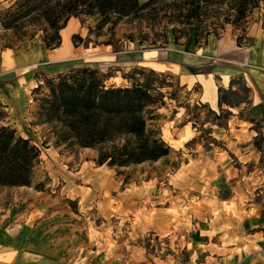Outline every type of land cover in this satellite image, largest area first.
<instances>
[{
  "label": "rangeland",
  "instance_id": "rangeland-1",
  "mask_svg": "<svg viewBox=\"0 0 264 264\" xmlns=\"http://www.w3.org/2000/svg\"><path fill=\"white\" fill-rule=\"evenodd\" d=\"M27 1L0 0V56L11 52L28 61L36 59L46 49L44 41L54 34L41 14L21 16ZM216 11L214 8L204 24L196 27L169 24L162 19V13L159 24L122 22L116 35L107 27L100 38L90 34V28L97 31L95 20L84 17L82 25L89 31L76 36L85 45L73 36L74 46L96 48L113 40L115 55L108 56L101 47L103 50L94 55L72 56L59 68L95 65L107 87L151 84L156 98L161 100L151 128L160 130L172 149L169 157L157 163L123 170L100 168L93 162V150H76L72 154L44 146L48 139L46 127L34 125L39 104L35 103V107L33 98L41 99L49 93L46 84L34 96L30 83L25 93L17 79L3 82L0 76V123L13 124L19 135L32 139L41 150V164L35 169L31 187L2 192L0 204L7 207L15 200L23 202L26 192L56 205L65 200L70 216L78 214L75 218L83 230L88 226L95 251L101 252L98 246L104 249L100 245L103 241L109 244L107 248L113 246L112 254L106 257L109 264H126L130 257L132 262L128 264H134L141 255L142 264H264V139L261 125L249 113L247 73H239L247 67L238 70L231 58H216L220 71L226 72L224 79L213 77L220 104L217 109L202 101L209 85L206 72L204 78L195 74L180 77L178 73L151 69L164 66L162 52L176 41L170 35L164 46L160 36L172 29L181 39L179 47L193 40L191 50L206 45V40L214 36H207L209 31L216 32L217 38L226 34L229 40L234 37L240 45L251 43L254 33H259L264 46V1L240 29L224 22L225 12L215 14ZM130 35L135 42L127 38ZM198 37L200 47L196 44ZM156 50L158 53L149 58L141 57L143 51ZM48 67L37 64L30 68V77L43 81L57 78L41 72ZM223 80L230 82L223 86ZM22 83L25 85V80ZM7 101L13 108L6 105ZM29 102L30 108L25 106ZM249 130H254L257 137H252L254 133ZM67 196L70 199H64ZM218 200L226 201V207L218 208Z\"/></svg>",
  "mask_w": 264,
  "mask_h": 264
},
{
  "label": "trees",
  "instance_id": "trees-1",
  "mask_svg": "<svg viewBox=\"0 0 264 264\" xmlns=\"http://www.w3.org/2000/svg\"><path fill=\"white\" fill-rule=\"evenodd\" d=\"M226 1L229 2L228 9L224 10ZM262 1L28 0L21 16L39 13L46 19L54 34L44 43L47 49L54 50L62 46L61 32L72 18L80 19L82 24L86 21L84 17L95 20L97 31L90 28V34L100 38L101 31L107 27L112 35H116L122 22L159 24L165 19L172 25L196 27L204 24L205 18L216 8L215 14L225 12L222 15L226 16V24L240 29ZM214 25L222 27V24ZM170 35L179 44V34L172 29L160 36L164 46L168 45ZM206 35L217 34L209 31ZM75 38L85 45L81 38ZM127 38L135 42L131 35ZM112 41L106 45L113 46ZM145 41L140 40V46ZM196 44L200 47L199 37ZM105 81L98 69L85 65L73 67L57 78H47L43 82L49 93L41 99L35 98L39 108L34 124L46 127L45 138L48 139L43 145L61 150V153L93 150L99 167L119 170L157 163L169 157L171 147L163 140L160 130L151 128L156 117L154 111L161 102L151 84L107 87ZM44 85L36 89L35 96ZM220 103H224L222 99ZM40 164L41 150L33 140L19 135L12 126L0 123V188L31 187L35 169Z\"/></svg>",
  "mask_w": 264,
  "mask_h": 264
},
{
  "label": "crops",
  "instance_id": "crops-1",
  "mask_svg": "<svg viewBox=\"0 0 264 264\" xmlns=\"http://www.w3.org/2000/svg\"><path fill=\"white\" fill-rule=\"evenodd\" d=\"M139 1L145 3L148 0ZM70 26L72 27L70 28ZM87 31L89 29L82 25L80 19L72 18L61 32L62 37L65 35L66 43L62 44L60 48L47 50L45 46L46 49L42 54L36 59L31 58L29 61L21 55L14 56L11 52H3L0 56V76L4 79L3 82L17 79L16 83L18 86L21 84L24 89L30 83V93L34 94L36 89L44 84L43 79H34V76L30 77V68L37 64L50 65L47 68L48 70H41V72L46 73L47 77H58L74 67L68 66L65 69H59L65 62L71 60L72 58L70 57L72 56L85 55V53L94 55L103 50L101 47H104L105 51L109 53L108 56L113 57L115 55L113 54L112 46L109 45H101L96 48L75 47L72 41L73 36L83 35ZM260 36L261 34L254 33V36H252L253 41L245 45L237 44L234 37L229 40L227 34L219 38L211 36L204 47L194 50L190 48L193 43L191 39L188 40L187 45L183 44L181 47L178 46L179 44L174 43L175 45H171L170 43L169 47L162 52L161 58L166 61L163 63L164 66L151 69L162 73H178L180 77H192V74H195L204 78L207 73L209 77L206 79L209 81L208 91L204 90L202 101L212 109H217L220 104L217 86L213 77L219 75L224 79L223 73L226 72L220 71L221 69L218 68L220 67L219 64L215 62L216 58L220 57L223 60L231 58L232 61H235V65L239 67L237 68L238 70L244 66L247 67L244 70H240L239 73H247L248 87L251 91L249 113L256 120L255 122L261 125L264 139V46ZM157 53L158 50L143 51L141 57L146 59L151 57L150 54L155 55ZM133 54L135 57L137 56L136 53ZM89 66L98 69L95 65ZM23 80L26 82L25 85L22 83ZM229 82L227 83L229 84ZM227 83L225 80L222 81L223 86H227ZM26 91L25 89V93ZM33 101L34 106L37 107L34 98ZM9 103L7 101L6 105H10L13 108L12 104ZM30 104L29 102L25 106L30 108ZM17 111L18 109L15 108V117L18 116ZM9 126H12L18 132L17 127L13 124ZM37 127L43 128L44 126ZM249 133H254L252 137H257L258 135L254 130H249ZM21 136L27 138L24 135ZM263 151L259 153L262 154ZM93 162L95 163V161ZM24 188L27 187L0 188V194ZM22 199L24 200L23 202L15 200L7 207H3L4 205L0 204V264H109V260L106 257L108 258L112 254L113 246L107 248L109 244L103 241L100 245L104 249L100 250L98 246V251L101 252L95 251V243L89 236L88 226L83 230L80 226L81 224L75 218L78 217V214L74 213L70 216L67 203L64 202L65 200L56 205L40 196L37 197L34 194L30 196L28 192L25 193ZM64 199L70 198L67 196ZM215 205L218 208H225L227 202L218 200ZM77 231L78 234L85 233V235L80 237ZM138 253L141 255L139 249ZM125 256L127 258V253ZM125 262L131 263V257ZM142 262L143 255L134 264H142Z\"/></svg>",
  "mask_w": 264,
  "mask_h": 264
},
{
  "label": "bare ground",
  "instance_id": "bare-ground-1",
  "mask_svg": "<svg viewBox=\"0 0 264 264\" xmlns=\"http://www.w3.org/2000/svg\"><path fill=\"white\" fill-rule=\"evenodd\" d=\"M72 26H70V28H71ZM64 37H65V35H63Z\"/></svg>",
  "mask_w": 264,
  "mask_h": 264
}]
</instances>
